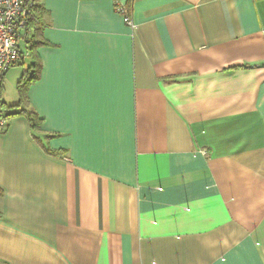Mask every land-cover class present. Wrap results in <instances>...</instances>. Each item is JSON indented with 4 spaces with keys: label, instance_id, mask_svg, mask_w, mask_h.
<instances>
[{
    "label": "crops",
    "instance_id": "crops-1",
    "mask_svg": "<svg viewBox=\"0 0 264 264\" xmlns=\"http://www.w3.org/2000/svg\"><path fill=\"white\" fill-rule=\"evenodd\" d=\"M40 5L0 264H264V0Z\"/></svg>",
    "mask_w": 264,
    "mask_h": 264
},
{
    "label": "built area",
    "instance_id": "built-area-1",
    "mask_svg": "<svg viewBox=\"0 0 264 264\" xmlns=\"http://www.w3.org/2000/svg\"><path fill=\"white\" fill-rule=\"evenodd\" d=\"M41 0H0V79L13 65L21 61L20 41L28 33L29 20L34 8ZM124 22L131 28L134 23L125 8L119 7ZM7 126L5 120H0V130Z\"/></svg>",
    "mask_w": 264,
    "mask_h": 264
},
{
    "label": "trees",
    "instance_id": "trees-1",
    "mask_svg": "<svg viewBox=\"0 0 264 264\" xmlns=\"http://www.w3.org/2000/svg\"><path fill=\"white\" fill-rule=\"evenodd\" d=\"M42 11H43V7L40 4L34 8L32 16L29 20V28H28L29 35H30V32H32L33 30H36L37 25H39V23L41 22L40 16L42 14ZM27 35L26 37H24L25 38L24 40H26V47H25V52L21 51V56H22L21 61L12 66V68L16 66H21V65L24 66L23 74L17 84V92L19 95L20 102H23L24 100H26L29 87L36 82V80L38 79L40 75V71H41L40 65L38 64V61L35 55V49H36V46H38L39 42L36 41L35 38L28 40L29 36L27 37ZM28 55L31 57L32 62L29 64V66L25 67L24 60H25V57ZM5 75H3V77ZM22 104L23 103H18V105L13 106V108H21ZM2 107L3 106L0 103V113H1ZM17 115L24 116L28 120L32 130H37L41 127L42 123L38 119L36 112L33 110L20 109L18 112H15V113H11L8 115H0V120L3 119L7 123V120ZM7 127H8V124L4 130H0V131H3V132L6 131ZM0 194H1V190H0Z\"/></svg>",
    "mask_w": 264,
    "mask_h": 264
},
{
    "label": "rangeland",
    "instance_id": "rangeland-1",
    "mask_svg": "<svg viewBox=\"0 0 264 264\" xmlns=\"http://www.w3.org/2000/svg\"><path fill=\"white\" fill-rule=\"evenodd\" d=\"M30 35H27V37ZM25 39V38H23ZM32 59L26 60L25 67L29 66ZM24 66H16L9 70L4 82V88L2 90V101L9 105L16 104L19 101V95L17 92V83L19 82L23 74Z\"/></svg>",
    "mask_w": 264,
    "mask_h": 264
}]
</instances>
